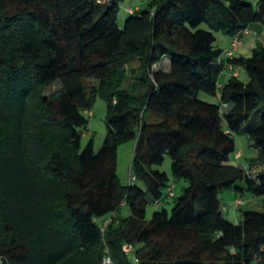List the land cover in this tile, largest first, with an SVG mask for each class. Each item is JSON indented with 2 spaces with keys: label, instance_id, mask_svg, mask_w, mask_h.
<instances>
[{
  "label": "trees",
  "instance_id": "trees-1",
  "mask_svg": "<svg viewBox=\"0 0 264 264\" xmlns=\"http://www.w3.org/2000/svg\"><path fill=\"white\" fill-rule=\"evenodd\" d=\"M121 1L0 0V264H264V209L239 206L232 222L219 196H264V45L231 61L247 82L220 86L214 45L264 23V0H148L120 26ZM97 94L107 134L95 152L79 129ZM236 134L258 149L249 168L228 165ZM132 140L123 185L118 148ZM167 155L188 185L148 220L169 187L154 168Z\"/></svg>",
  "mask_w": 264,
  "mask_h": 264
},
{
  "label": "rangeland",
  "instance_id": "rangeland-1",
  "mask_svg": "<svg viewBox=\"0 0 264 264\" xmlns=\"http://www.w3.org/2000/svg\"><path fill=\"white\" fill-rule=\"evenodd\" d=\"M252 4H255L258 0H249ZM148 0H123L119 4V10L117 13V21L120 26H122L125 20L130 16L128 11L129 8L135 9L137 6L141 9H144L147 6ZM203 29H207L206 24L201 26ZM215 47L224 48L223 44L227 34L222 31L217 32L216 34ZM264 40V39H263ZM264 45V42H263ZM225 50V49H224ZM252 55L251 51L244 52V57H250ZM166 62H170L169 58H166ZM166 62L162 64V68L166 67ZM130 68H137L139 66L138 61H132L129 64ZM169 67V66H168ZM239 78L243 82L249 80L248 75L244 69H241ZM225 80V77H219V82ZM58 87L55 85L54 88L49 89V92ZM199 98L203 101L210 102L213 104H220V93L218 95L212 96L204 92L199 93ZM222 111L225 112L226 109L222 107ZM85 117L88 120L86 127L79 129L81 133V149L84 150L90 140L93 141V146L95 152H98L103 145L104 139L107 134V124H106V115H107V102L104 96L97 94L93 100L92 106L90 109L85 110ZM261 112H256L250 121L246 124H255L260 121ZM236 151L232 155L228 165L240 166L243 168H249L252 162V159L256 158L258 155V149L255 147L253 142L245 134H236L235 135ZM136 146V141H128L123 143L118 148V160H117V174L121 181V184L128 185L131 183V166L132 159L134 155V150ZM239 154V159L236 155ZM155 169H158L162 172H166L170 177L169 187L173 186V196L169 195L168 188H164V198L159 202H151L148 204L146 209V219L150 220L153 214L156 211H161L167 209L171 212L176 199L182 194L184 187L188 185V182L185 180L176 181L172 177L171 173V158L166 156L164 163L161 166H154ZM133 184H136L142 188H145L144 184L140 180H133ZM233 190L222 191L219 196L222 202V210L225 216L232 222H236L238 219H241L243 211L237 210L234 206L235 199L239 197L245 203L242 207V210L253 209V210H263L264 206V196H253L249 193H244L243 195H237ZM130 215V210L127 206H123L118 213L119 218H124ZM130 255V253H129ZM134 260V259H133ZM138 263V262H137ZM255 264V263H252Z\"/></svg>",
  "mask_w": 264,
  "mask_h": 264
},
{
  "label": "crops",
  "instance_id": "crops-1",
  "mask_svg": "<svg viewBox=\"0 0 264 264\" xmlns=\"http://www.w3.org/2000/svg\"><path fill=\"white\" fill-rule=\"evenodd\" d=\"M137 10L139 9V7L137 6L135 9H132V8H129V10ZM227 39L225 40L224 44H223V47L224 48H220L222 50L226 49L229 45H230V42L232 40V37L231 36H227L226 37ZM264 23H261V22H257V23H252L251 25L248 26V28L246 29V31L242 34V37H241V47L240 49L238 50V52L236 53V57H244V52H248V51H251L256 48L257 46H259V44H263L264 42ZM221 77H225V80L219 82V86L220 85H223L224 83H226L230 77H232V72L230 70H226L225 72H223L221 75H220V78ZM240 199L239 197H237L235 199V202ZM235 202H234V205H235Z\"/></svg>",
  "mask_w": 264,
  "mask_h": 264
},
{
  "label": "built area",
  "instance_id": "built-area-1",
  "mask_svg": "<svg viewBox=\"0 0 264 264\" xmlns=\"http://www.w3.org/2000/svg\"><path fill=\"white\" fill-rule=\"evenodd\" d=\"M129 11H132V10L130 9ZM245 31H246V29L243 31L237 32L234 36H232V40L230 42V45L223 51L222 55L217 60V62L219 64L225 65V70L223 72H225L226 70H230L232 72V76H240L241 68L235 66L231 61L236 58V53L238 52V50L240 49L241 44H242L241 37ZM236 157L239 158L240 155L237 154ZM132 179H134L133 176H132ZM168 192H169L170 196H173V186L168 188ZM244 204H245L244 201L241 199H238L235 202L236 208H238L239 206H242ZM123 250L126 253H132L133 246L129 245V244H125L123 247ZM105 262L110 263L111 261L109 258H107Z\"/></svg>",
  "mask_w": 264,
  "mask_h": 264
}]
</instances>
